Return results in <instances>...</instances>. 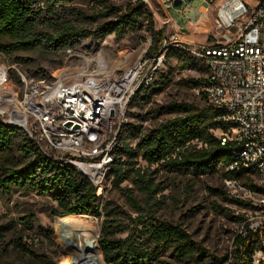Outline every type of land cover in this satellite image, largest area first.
<instances>
[{
	"label": "trees",
	"instance_id": "1",
	"mask_svg": "<svg viewBox=\"0 0 264 264\" xmlns=\"http://www.w3.org/2000/svg\"><path fill=\"white\" fill-rule=\"evenodd\" d=\"M79 2L85 6L81 8ZM153 4L159 8L154 0ZM88 5L93 6L91 15L87 12ZM142 30L154 35L151 52L156 55L166 32L164 29L154 31L150 8L142 0L125 11L105 0H0V53L4 54L38 49L65 53L69 48L75 50L74 46L82 39L102 41L114 35L120 40ZM179 53L180 50L169 49L166 57L179 56ZM182 61L185 67L191 62L188 58ZM44 76L41 79H46ZM205 81L193 82L201 86ZM148 97L145 95L143 99ZM168 110L177 116L156 129L144 133L137 129L121 132L113 153L114 163L108 178L113 179V187L122 192L135 218L121 219L124 212L112 202H105L90 179L74 166L47 157L23 129L2 120L0 194L34 193L48 199L52 203L51 214L60 218L87 215L101 219L104 216L98 245L105 264H159L166 255L178 261H208L210 256L181 226L157 217L160 206L157 195L164 188L137 167L139 159L167 172L215 175L223 170L224 179L238 180L252 192L260 193L262 188L253 184L252 176L246 171L229 170L236 144L229 139L230 127L219 119L220 110L210 105L198 109L187 104H172ZM216 130L223 131L221 138L215 135ZM125 182L132 187H122ZM135 191L138 196L134 195ZM126 220L130 224L124 222ZM244 232L245 236L240 234L235 239L231 264H254L258 252L262 254L259 264H264V225L257 231L247 228ZM124 233L127 234L122 237ZM16 242L20 251L30 252L20 239ZM224 261L228 262L229 258Z\"/></svg>",
	"mask_w": 264,
	"mask_h": 264
},
{
	"label": "rangeland",
	"instance_id": "2",
	"mask_svg": "<svg viewBox=\"0 0 264 264\" xmlns=\"http://www.w3.org/2000/svg\"><path fill=\"white\" fill-rule=\"evenodd\" d=\"M154 1L159 8L155 7L153 0H150V4H145L150 8L154 31L164 29L166 32L160 51L166 54L169 49L180 50L179 56L182 57H164V66L158 81L150 88L141 90L139 92L141 98L135 97L130 103L122 132L132 129L134 132L139 130L144 133L158 128L177 116L168 110L172 104H187L198 109L209 107L197 92L199 86H195L193 82L205 80L206 70L201 62L193 58L191 52L222 39L224 31L218 28L216 22L221 3L217 2L209 10L206 20L188 25L186 30H182V43L180 47H174L171 35L176 31V27L172 23H166L167 14L162 11L159 0ZM251 1L256 3L257 0ZM105 2L125 11L135 5L137 0ZM80 4L79 2L81 8L85 6ZM179 7L184 9L183 6ZM86 8L91 15L93 6L88 5ZM192 8L201 10L202 7L198 0H194ZM193 12L188 10L187 14ZM169 15L180 27L187 22L177 10H171ZM87 28L92 29L91 25H87ZM153 45L154 35L145 30L131 33L120 40L114 35L102 41L94 38L82 39L74 46L75 52L80 53L81 58L75 60L73 64L91 70L100 66L109 77L118 78L136 61L150 53L154 54L151 52ZM184 58L191 61L187 67L185 61H182ZM68 59L66 51L63 53L61 50L50 52L38 49L28 53H0V66L9 70L14 90L21 97L25 87L17 83L20 74L24 75L28 82L41 79L44 75L47 82L52 81L66 66ZM145 95L149 96L146 100L143 99ZM214 133L219 138L223 136L222 130H216ZM55 154L63 156L60 153ZM137 167H141L156 185L164 188V191L157 195L160 201L157 217L181 226L210 256L208 261L202 259L178 261L166 255L159 264H231L236 237L240 234L245 236L247 225L257 216L256 197L243 190V183L241 182V187L237 189H229L225 185L223 170L215 175H193L186 171L167 172L158 165L150 166L142 159H139ZM251 180L253 184L259 185L256 177H251ZM112 181L113 179H109L107 175L104 188L100 191L104 201H110L120 207L124 212L121 219H127L128 216L135 218L136 214L133 213L132 207L122 192L113 187ZM122 187L132 186L125 182ZM134 195L138 196L137 191ZM51 206L52 203L48 199L34 193L13 191L7 196L0 194V264H63L71 261L73 244L84 236L96 241L97 248L94 253L99 257L97 264H105L98 245L104 216L101 219L87 215L64 217L70 222L69 229L72 232L60 233L57 222L62 218L51 214ZM124 222L130 224L128 220ZM126 234L121 236L125 237ZM17 239L26 244L30 249L29 253L20 251L16 245ZM226 257L229 258L228 262L224 261Z\"/></svg>",
	"mask_w": 264,
	"mask_h": 264
},
{
	"label": "built area",
	"instance_id": "3",
	"mask_svg": "<svg viewBox=\"0 0 264 264\" xmlns=\"http://www.w3.org/2000/svg\"><path fill=\"white\" fill-rule=\"evenodd\" d=\"M142 1L150 4V0ZM193 1L159 0L167 14L166 23L176 27L171 35L174 47L182 43V30L206 20L219 0H198L201 10L192 8ZM171 10L187 19L184 27L172 19ZM188 10L194 12L187 14ZM216 22L224 31L222 39L191 52L206 70V81L197 92L221 111L219 119L230 127L229 139L236 149L229 170L246 171L258 179L262 188L255 193L243 185L258 203L257 216L247 225L256 231L264 225V2L223 0ZM66 53L68 63L52 81L28 82L20 74L18 84L25 87L21 97L14 90L9 70L0 66V120L23 129L50 159L74 166L102 195L127 109L141 90L158 80L166 54L160 51L141 58L121 76L111 78L100 66L92 70L75 66L73 62L81 55L74 49ZM225 185L237 189L241 182L227 178ZM261 257L258 252L254 264H259Z\"/></svg>",
	"mask_w": 264,
	"mask_h": 264
},
{
	"label": "bare ground",
	"instance_id": "4",
	"mask_svg": "<svg viewBox=\"0 0 264 264\" xmlns=\"http://www.w3.org/2000/svg\"><path fill=\"white\" fill-rule=\"evenodd\" d=\"M69 223L70 222L66 218L58 220L57 227L59 232H72V230L69 229ZM77 240V243H71L74 246L71 254V261H67L63 264H97L99 257L94 253L97 248L96 241L90 240V238L85 236Z\"/></svg>",
	"mask_w": 264,
	"mask_h": 264
},
{
	"label": "crops",
	"instance_id": "5",
	"mask_svg": "<svg viewBox=\"0 0 264 264\" xmlns=\"http://www.w3.org/2000/svg\"><path fill=\"white\" fill-rule=\"evenodd\" d=\"M218 3H222V0H219L218 1ZM185 26V24L182 26V27H184ZM188 26V25H187ZM187 26L185 27V29L184 30H186L187 29Z\"/></svg>",
	"mask_w": 264,
	"mask_h": 264
},
{
	"label": "water",
	"instance_id": "6",
	"mask_svg": "<svg viewBox=\"0 0 264 264\" xmlns=\"http://www.w3.org/2000/svg\"><path fill=\"white\" fill-rule=\"evenodd\" d=\"M180 4V2L178 1V2H176V5H179Z\"/></svg>",
	"mask_w": 264,
	"mask_h": 264
}]
</instances>
